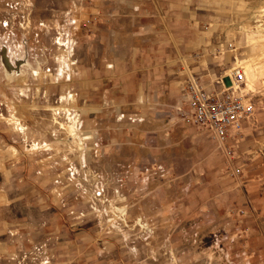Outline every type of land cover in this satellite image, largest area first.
Wrapping results in <instances>:
<instances>
[{"label":"rangeland","instance_id":"1","mask_svg":"<svg viewBox=\"0 0 264 264\" xmlns=\"http://www.w3.org/2000/svg\"><path fill=\"white\" fill-rule=\"evenodd\" d=\"M90 2L0 0L1 133L43 155L49 177L66 184L59 210L50 201L48 219L35 221L46 233L28 236L38 247L12 255L16 264H264V0L237 1L217 42L174 64L156 120L167 140L156 143L150 128L146 146L126 151L106 139L82 143L73 118L75 103L90 100L74 64ZM232 68L244 72L255 113L228 153L179 122L173 106L188 79L210 88ZM87 122L89 134L96 126Z\"/></svg>","mask_w":264,"mask_h":264},{"label":"crops","instance_id":"2","mask_svg":"<svg viewBox=\"0 0 264 264\" xmlns=\"http://www.w3.org/2000/svg\"><path fill=\"white\" fill-rule=\"evenodd\" d=\"M237 1L91 0L85 5L74 59L75 76L90 95L89 101L74 106L82 143L106 139L125 145L126 151L136 141L146 146L150 128L156 129V143L167 140L165 127L156 121L171 97V82L165 84L164 77L176 71L178 60L193 59L201 44L217 42ZM87 116L95 123L93 134L84 129ZM1 130L0 264H16L12 255H28L38 245L30 244L28 236L46 233L41 222L48 219L50 201L59 210L66 184L57 174L49 177L43 155L7 142Z\"/></svg>","mask_w":264,"mask_h":264},{"label":"built area","instance_id":"3","mask_svg":"<svg viewBox=\"0 0 264 264\" xmlns=\"http://www.w3.org/2000/svg\"><path fill=\"white\" fill-rule=\"evenodd\" d=\"M243 84L245 74L239 68L231 69L228 81L217 79L210 88L188 79L173 106L174 115L179 122H189L207 131L219 147L229 145L230 153V141L240 136L255 113V103Z\"/></svg>","mask_w":264,"mask_h":264},{"label":"flooded vegetation","instance_id":"4","mask_svg":"<svg viewBox=\"0 0 264 264\" xmlns=\"http://www.w3.org/2000/svg\"><path fill=\"white\" fill-rule=\"evenodd\" d=\"M12 50V49H11ZM6 64H7V62H6ZM8 65V64H7Z\"/></svg>","mask_w":264,"mask_h":264}]
</instances>
